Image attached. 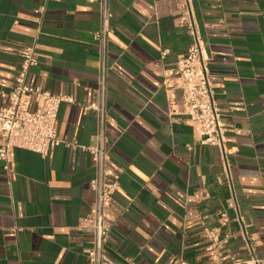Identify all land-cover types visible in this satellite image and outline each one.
<instances>
[{"label": "crops", "instance_id": "crops-1", "mask_svg": "<svg viewBox=\"0 0 264 264\" xmlns=\"http://www.w3.org/2000/svg\"><path fill=\"white\" fill-rule=\"evenodd\" d=\"M104 63L107 168L117 176L104 248L115 264H264V0H108ZM208 58L231 192L219 148L183 112L176 61L192 43L185 8ZM99 0H0V107L24 48L28 81L66 95L62 140L49 155L14 148L0 160V264H85L91 236ZM72 143V144H69ZM217 229V241L206 230Z\"/></svg>", "mask_w": 264, "mask_h": 264}, {"label": "built area", "instance_id": "built-area-1", "mask_svg": "<svg viewBox=\"0 0 264 264\" xmlns=\"http://www.w3.org/2000/svg\"><path fill=\"white\" fill-rule=\"evenodd\" d=\"M107 3L108 0H99V26L93 35L99 53L96 100L84 107V110L93 109L97 114L95 141L91 145L73 144L88 151L95 168V176L90 181L95 194L92 211L83 216L81 223L76 226L77 229L89 234L92 240V245L85 254V264H115L104 248L115 220L109 213V209L118 186L117 176L107 168L108 150L105 135L108 120L105 116L107 73L104 54L111 27V13ZM185 14L192 43L186 54L175 63L183 112L194 124L197 134L203 141L216 146L222 152V173L232 192V176L226 159L224 126L219 109L212 98L208 58L189 6L185 8ZM37 63L38 56L33 47L25 46L12 87L9 91L2 92V98L6 100V103L0 107V160L4 162V169L8 171L14 148H25L42 155H49L62 141L55 128L58 106L61 101L70 102L71 98L66 95L52 94L28 81L29 71ZM206 237L218 242L217 229L206 230ZM176 264L190 263L179 259ZM246 264H263V262L251 253Z\"/></svg>", "mask_w": 264, "mask_h": 264}]
</instances>
